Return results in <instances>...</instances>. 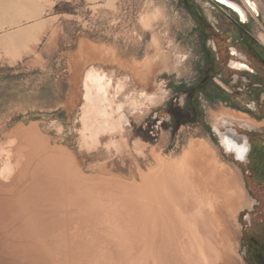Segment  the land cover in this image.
<instances>
[{
	"label": "rangeland",
	"instance_id": "rangeland-1",
	"mask_svg": "<svg viewBox=\"0 0 264 264\" xmlns=\"http://www.w3.org/2000/svg\"><path fill=\"white\" fill-rule=\"evenodd\" d=\"M2 1L15 14H0V264H242L244 214L252 205L246 165L213 128L256 135L264 119L224 102H199L195 121L180 114L184 82L195 84L196 72L207 69L202 24L184 0H19L25 11L13 13ZM188 1L214 53L223 55L239 24L264 47V0H253L258 13L248 19L218 0ZM28 5L40 7L39 17L26 19ZM31 25L27 38L17 34ZM95 70L113 80V120L93 90ZM162 90L165 99L153 103L152 92ZM221 109L253 127L216 124ZM200 140L211 148L198 166L191 145ZM186 192L212 198L218 225L197 217L198 226L186 229ZM241 196L248 204L238 209Z\"/></svg>",
	"mask_w": 264,
	"mask_h": 264
},
{
	"label": "flooded vegetation",
	"instance_id": "flooded-vegetation-1",
	"mask_svg": "<svg viewBox=\"0 0 264 264\" xmlns=\"http://www.w3.org/2000/svg\"><path fill=\"white\" fill-rule=\"evenodd\" d=\"M201 24L203 62L207 69L201 68L196 72L195 84H190L189 80L184 82V101L178 108L180 114H184L185 118L192 116L195 121L199 116V102L210 106L224 102L245 110L255 119H264V47L254 42L246 27L239 24L237 33L230 37L221 56L213 52L217 48L213 51L208 49L205 24L202 21ZM223 91L225 94L221 93ZM175 94L178 95V91ZM160 96V102L152 96L150 98L153 103L159 104L166 97L165 91L162 90ZM221 120L224 123L235 122L226 116L214 118L216 124ZM250 123L252 125L247 127L251 128L254 124ZM239 127L242 128V125L239 124ZM242 133V130L229 128L227 124L213 128V135L220 138L218 142L221 146L235 160L246 165L252 205L244 214L245 232L240 250L242 264H264V130H259L256 135Z\"/></svg>",
	"mask_w": 264,
	"mask_h": 264
},
{
	"label": "bare ground",
	"instance_id": "bare-ground-1",
	"mask_svg": "<svg viewBox=\"0 0 264 264\" xmlns=\"http://www.w3.org/2000/svg\"><path fill=\"white\" fill-rule=\"evenodd\" d=\"M4 1V0H3ZM2 1V2H3ZM218 1H220L221 3H223V4H225V5H227V6H229V7H231V8H233L234 10H237L239 13H240V15L242 16V17H244L245 19H248V15H249V13H253V14H257L258 13V6H257V4L253 1V0H243V5H241V4H237L236 2H234V1H232V0H218ZM7 4H8V6L9 7H11V10L13 9V8H15L14 9V11H16V9H18L19 11L18 12H20L22 9L21 8H18V3H19V0H7ZM4 6L6 7L7 6V4H6V2H4ZM30 5H32V4H30ZM19 6H20V4H19ZM37 6V5H36ZM1 8H0V14H1V12H5V16H7V15H9L8 17H14V14H15V12L13 13V10L12 11H10L9 10V7H7L8 8V12H11V13H13L12 15L13 16H11L10 14H8V13H6L7 12V9L6 10H4L5 8L4 7H2V5L0 6ZM4 8V9H3ZM3 9V10H2ZM21 9V10H20ZM38 9H40V7L38 8ZM38 9L36 8V7H34V6H29L28 5V15L26 16V19H29L30 20V18H33V17H39L38 15L40 14V12L38 11ZM2 10V11H1ZM24 11H25V9H23ZM23 10H22V12H23ZM17 12V11H16ZM3 15H4V13H2ZM7 14V15H6ZM4 16V17H5ZM18 16V15H17ZM22 16V18H23V15H21L20 14V16H18V18L19 17H21ZM8 17H5V18H8ZM9 18V19H10ZM21 18V19H22ZM11 20V19H10ZM9 20V21H10ZM21 20H15V22L17 23V22H20ZM26 21V20H25ZM6 22H8V21H6ZM29 22V21H28ZM11 23V22H10ZM21 23V22H20ZM35 24V23H34ZM0 25H3L2 23L0 24ZM43 25V24H42ZM10 26V25H9ZM4 27V26H3ZM3 27H1V29H3ZM35 27H37V25H31V26H28V27H26V28H23V29H20L18 32H17V34L21 37H23V36H25L26 35V38L28 37L27 35H29L30 33H32V31L35 29ZM43 27V26H42ZM0 29V30H1ZM37 30V29H36ZM15 33V32H14ZM31 35V34H30ZM30 37V36H29ZM32 38V37H31ZM25 39V38H24ZM2 40V39H1ZM6 40V39H5ZM14 40V39H13ZM13 40H10V41H12L13 42ZM20 40V39H19ZM262 40H263V42H264V36H262ZM23 41V40H22ZM7 42V41H6ZM4 43V42H3ZM14 43V42H13ZM6 44V43H5ZM12 44V43H11ZM163 52V51H162ZM158 59H159V57H158ZM166 59H167V57H166ZM180 60V59H179ZM158 61V60H157ZM175 64V63H174ZM180 64V63H179ZM179 64L176 62V64L175 65H177V69H178V67H179ZM160 65H162V64H160ZM173 68V65L172 64H170V61L168 62V59H167V62L165 63V69H167V70H171ZM90 76H91V80H92V82L95 84V87H93V90L95 91V93H97L98 95H99V97L103 100V101H106L108 104H106V106H105V110H104V116L108 119V120H110L111 118H112V116H113V113H114V111H115V109H114V107H112V100L110 99V97H109V95H110V87H112L111 85H112V82H113V80H112V78L108 75V74H106V73H101V72H99L98 70H95L93 73H91L90 74ZM115 76V75H114ZM126 82V81H125ZM119 83V82H118ZM122 85V84H121ZM119 88V87H118ZM133 88V87H132ZM129 89V88H128ZM111 90H112V88H111ZM114 91H115V89H114ZM120 92V91H119ZM123 94V93H122ZM144 95H148L147 93H144ZM152 97H154L155 99H156V102H160L161 101V97L162 96H160V93H153L152 92V95H151ZM115 97V96H114ZM147 98H148V96H146ZM150 98V97H149ZM132 103V102H131ZM88 104V103H87ZM131 106V105H130ZM129 107V106H128ZM109 108L111 109V110H109ZM133 108V107H132ZM132 110V109H131ZM124 111V110H123ZM131 113V112H130ZM220 116H226V117H228V118H230L231 120H233V121H235V122H237V123H239L240 125H244V126H249V125H252L250 122V119L249 118H245V117H243V116H238L236 113H234L233 111L231 112V111H229V110H222L221 109V112L219 111L218 113H216L213 117L215 118V119H217V118H219ZM112 120H113V118H112ZM126 121V120H125ZM111 122V121H110ZM113 124V123H112ZM131 128V127H130ZM128 129V128H127ZM114 130V129H113ZM131 133V132H130ZM129 136V135H128ZM104 137V136H103ZM102 138V137H101ZM127 142V141H126ZM192 142V141H191ZM194 142V141H193ZM103 143V142H102ZM104 144V143H103ZM129 145V144H128ZM163 145V144H162ZM155 148V147H154ZM161 148V147H160ZM205 148L206 149H209V148H211V146H210V144L208 143V142H206L205 140H200V141H195L192 145H191V155H193V157L191 156V158H193L192 160H193V162L196 164V165H198V163H199V161H200V159L201 160H203V158H202V153L205 151ZM109 149V148H108ZM103 150V149H102ZM154 150V149H153ZM159 150V149H158ZM158 150H154V152L153 153H155V152H159ZM99 151H101V150H99ZM98 151V152H99ZM188 151V150H187ZM189 154V153H188ZM129 155V154H128ZM157 155H158V153H157ZM185 155V154H184ZM190 155V154H189ZM209 155V154H208ZM100 157H102V156H100ZM157 157V156H156ZM162 157V156H161ZM185 157V156H184ZM217 158V157H216ZM152 159V158H151ZM180 159V158H179ZM190 159V158H189ZM204 159H205V155H204ZM156 160V159H155ZM181 160V159H180ZM134 161V160H133ZM162 161V160H161ZM177 161V160H176ZM159 162V161H158ZM172 162V161H171ZM182 162H184V161H182ZM191 162V161H190ZM208 162V161H207ZM174 163H175V161H174ZM188 163V162H187ZM194 163H192L193 165H194V167H192L193 165L191 164V167H192V169H194L195 168V164ZM202 163H204V161H202ZM213 163V162H212ZM164 164V163H163ZM168 164V163H167ZM176 164V163H175ZM186 164V163H185ZM221 164H223V163H221ZM170 165V164H169ZM205 165V164H204ZM215 165V164H214ZM219 165V164H218ZM199 166V165H198ZM198 166H197V168H198ZM216 166V165H215ZM171 167V166H170ZM188 167V169H190L189 167L190 166H187ZM187 167L185 168V170L187 169ZM207 167V166H206ZM226 167V166H225ZM165 168V167H164ZM167 168H169L168 166H167ZM181 168H182V166H181ZM215 168H218V167H215ZM153 169V168H152ZM170 169V168H169ZM176 169H177V166H176ZM183 169V168H182ZM200 169V168H199ZM224 168H222V170H223ZM156 170V169H155ZM191 170V169H190ZM195 170V169H194ZM206 170V169H205ZM214 170V169H213ZM227 170H229V169H227ZM165 171H166V169H165ZM172 171V170H171ZM193 171V170H192ZM199 171V170H198ZM218 171H219V169H218ZM151 172V171H150ZM188 172H189V170H188ZM188 172L186 171V173H185V171H184V173L186 174V175H188ZM195 172V171H194ZM194 172H193V174H194ZM200 172V171H199ZM198 172V173H199ZM202 172V171H201ZM201 172H200V174H201ZM222 172V171H221ZM167 173V172H166ZM181 173H183V171L181 172ZM192 173V172H191ZM234 173V172H233ZM156 174V173H155ZM170 174V173H169ZM171 174H173V173H171ZM200 174H199V176H200ZM206 174V173H205ZM157 175V174H156ZM155 175V176H156ZM161 175V173L159 174V176ZM189 175H191V174H189ZM196 175H197V173H196ZM203 175V174H202ZM169 176V175H168ZM192 177L194 176V177H196L195 175H191ZM116 177V176H115ZM162 177V176H161ZM182 177V176H181ZM183 177H184V175H183ZM191 177V178H192ZM193 177V178H194ZM201 177V176H200ZM175 178H178V177H175ZM180 178V177H179ZM178 178V179H179ZM184 178H186V177H184ZM189 178H190V176H189ZM196 178H198V176L196 177ZM195 178V179H196ZM233 178V177H232ZM182 179V178H181ZM180 179V180H181ZM170 179H168V181H169ZM192 180H194V179H192ZM205 180H207V179H205ZM209 180V179H208ZM224 180V179H223ZM162 181V180H161ZM164 181V180H163ZM178 181V180H177ZM204 181V180H203ZM232 181V180H231ZM233 181H234V179H233ZM171 182V181H170ZM170 182L168 183V186L170 185ZM198 182H199V180H198ZM224 182V181H223ZM238 182V181H237ZM165 183V182H164ZM231 183V182H230ZM167 184V183H166ZM172 184V183H171ZM212 184V183H211ZM243 184V183H242ZM202 185V184H201ZM167 186V188H169ZM179 185H177V187H178ZM183 186V185H182ZM198 186V185H197ZM236 186V185H235ZM234 186V187H235ZM170 187H172L173 188V184L172 185H170ZM176 187V186H175ZM181 188V187H180ZM217 188V187H216ZM239 188H241V186L239 187ZM190 189V188H189ZM193 189V188H192ZM201 189V188H200ZM172 190V189H171ZM177 190V189H176ZM179 190V189H178ZM177 190V192H178V194H181L182 195V193H179L180 192V190L178 191ZM188 190V189H187ZM193 190H195V189H193ZM225 191V190H224ZM228 191H230V190H228ZM232 191V190H231ZM234 191H236V190H234ZM173 191H171L170 192V194L172 193ZM176 192V191H175ZM184 192H185V190H184ZM188 192V191H187ZM186 192V193H187ZM197 192V191H196ZM195 192V193H196ZM203 192V191H202ZM237 192V191H236ZM239 192H240V190H239ZM199 193V192H198ZM230 193V192H229ZM173 194V193H172ZM175 194V193H174ZM174 194H173V196H174ZM188 194V193H187ZM235 194H237V193H235ZM185 194L183 193V196H184ZM200 195V194H199ZM212 195H213V193H212ZM230 196V198L232 199L233 198V196H234V193H232V194H229ZM185 196H187V195H185ZM184 196V197H185ZM188 196H189V198H187L188 199V201L185 203V207L183 208V209H185V211L183 212V219H184V222L186 223V224H184L185 226H186V229H189V227L187 228V226L189 225L190 226V228H191V226H198V222H197V220L195 219V218H201L200 219V221L202 222V224H204L203 223V220L202 219H208V218H210V219H212L211 221H209V222H211V223H214V224H216L217 223V225H218V222H219V220H218V218L215 220V218H213L215 215H217V210H215L214 211V208L216 209V206L214 205L216 202H214L213 203V207L211 208L210 207V205H211V203L212 202H209V198H211V197H208V200L205 198V196H203L202 197V195H201V198H199V196L197 195V194H194V193H192V194H188ZM214 196V195H213ZM225 196V195H224ZM237 196V195H236ZM238 196H239V194H238ZM175 197V196H174ZM178 198V197H177ZM176 198V199H177ZM223 198V197H222ZM228 198V197H227ZM237 198H239V200L237 199ZM224 199V198H223ZM226 199V198H225ZM236 199L238 200V201H240V203L238 204H236V205H239L238 206V209L239 208H241V207H243V206H245L246 204H247V200L246 199H243V196H241V198L240 197H236ZM235 199V200H236ZM241 199V200H240ZM183 200H186V199H183ZM182 200V201H183ZM210 200H212V198L210 199ZM214 200V199H213ZM228 200H230V199H228ZM177 201V200H176ZM182 203H184V202H182ZM228 203V202H227ZM178 203H176V205H177ZM208 204V205H207ZM210 204V205H209ZM208 206L211 208H208ZM212 206V205H211ZM233 206V205H232ZM180 207V206H179ZM178 207V208H179ZM217 207H218V205H217ZM228 207V206H227ZM237 208V207H236ZM182 209V208H181ZM176 210V209H175ZM178 211H180V209L178 210ZM230 211V210H229ZM181 212V211H180ZM179 212V213H180ZM217 212V213H216ZM236 212H237V210H236ZM230 214V213H229ZM178 216H180V214H178ZM181 217V216H180ZM214 219V220H213ZM220 219V218H219ZM196 220V221H195ZM209 220V219H208ZM218 221V222H217ZM196 222V223H195ZM237 222V221H236ZM235 222V223H236ZM188 224V225H187ZM195 224V225H194ZM200 224V223H199ZM214 224H212V228H213V225ZM200 226V225H199ZM204 226H206V225H202V226H200L201 228L203 227V228H205ZM211 227H209L208 225L206 226V228H211ZM194 228V227H193ZM192 228V229H193ZM198 228V227H197ZM197 228L195 227L194 229L196 230V232L198 233V231H197ZM200 228V229H201ZM202 228V229H203ZM237 228V227H236ZM200 229H198V230H200ZM211 230V229H210ZM237 230V229H236ZM201 232V231H200ZM196 233V237H200V236H198V234ZM195 236V235H194ZM235 239H237V238H235ZM237 241V240H236ZM235 241V242H236ZM202 243V242H201ZM237 243V242H236ZM201 246L203 245V244H200ZM236 245V244H235ZM236 255V254H235Z\"/></svg>",
	"mask_w": 264,
	"mask_h": 264
},
{
	"label": "water",
	"instance_id": "water-1",
	"mask_svg": "<svg viewBox=\"0 0 264 264\" xmlns=\"http://www.w3.org/2000/svg\"><path fill=\"white\" fill-rule=\"evenodd\" d=\"M184 2H185V4H186L187 8L190 10V12L193 13V14H195L196 16H198V17L200 18V20L202 21V23L205 24L204 19L200 16V14H199V12L197 11V9L194 8V7H192L188 0H184ZM225 6H226V5H225ZM221 145H222V144H221ZM224 149H225V148H224ZM225 150H226V149H225ZM226 152H228V151L226 150ZM228 153H229V152H228Z\"/></svg>",
	"mask_w": 264,
	"mask_h": 264
}]
</instances>
